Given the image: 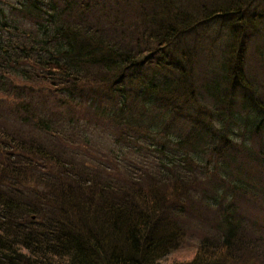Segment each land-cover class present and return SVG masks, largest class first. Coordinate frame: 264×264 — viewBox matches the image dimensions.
Returning a JSON list of instances; mask_svg holds the SVG:
<instances>
[{
	"label": "trees",
	"instance_id": "1",
	"mask_svg": "<svg viewBox=\"0 0 264 264\" xmlns=\"http://www.w3.org/2000/svg\"><path fill=\"white\" fill-rule=\"evenodd\" d=\"M0 264H264V0H0Z\"/></svg>",
	"mask_w": 264,
	"mask_h": 264
},
{
	"label": "rangeland",
	"instance_id": "2",
	"mask_svg": "<svg viewBox=\"0 0 264 264\" xmlns=\"http://www.w3.org/2000/svg\"><path fill=\"white\" fill-rule=\"evenodd\" d=\"M210 29H215V28L211 27ZM208 31H211V32H212V31H214V30H208ZM211 32H209V33H211ZM62 95H63V94H60V93H59V96H62ZM96 136H97V135H96ZM144 158H145V159H148V158H146V157H144Z\"/></svg>",
	"mask_w": 264,
	"mask_h": 264
}]
</instances>
